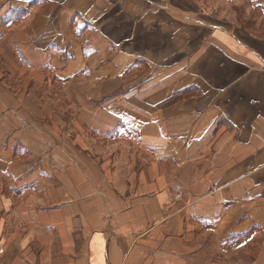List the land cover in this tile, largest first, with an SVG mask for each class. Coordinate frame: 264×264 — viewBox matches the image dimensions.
I'll return each mask as SVG.
<instances>
[{"label": "crops", "instance_id": "obj_1", "mask_svg": "<svg viewBox=\"0 0 264 264\" xmlns=\"http://www.w3.org/2000/svg\"><path fill=\"white\" fill-rule=\"evenodd\" d=\"M0 264H264V0H0Z\"/></svg>", "mask_w": 264, "mask_h": 264}, {"label": "rangeland", "instance_id": "obj_2", "mask_svg": "<svg viewBox=\"0 0 264 264\" xmlns=\"http://www.w3.org/2000/svg\"><path fill=\"white\" fill-rule=\"evenodd\" d=\"M13 17H18V15H17V14H14ZM256 250H257L256 248H252V249H251V252H252V253L249 254V257H250V258H253V257H254V255L256 254V253H255ZM244 255H245V254H244Z\"/></svg>", "mask_w": 264, "mask_h": 264}, {"label": "trees", "instance_id": "obj_3", "mask_svg": "<svg viewBox=\"0 0 264 264\" xmlns=\"http://www.w3.org/2000/svg\"><path fill=\"white\" fill-rule=\"evenodd\" d=\"M22 16H24V13H22V12L19 13V17H22Z\"/></svg>", "mask_w": 264, "mask_h": 264}]
</instances>
